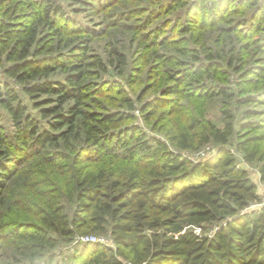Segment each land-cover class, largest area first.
<instances>
[{
	"label": "trees",
	"instance_id": "1",
	"mask_svg": "<svg viewBox=\"0 0 264 264\" xmlns=\"http://www.w3.org/2000/svg\"><path fill=\"white\" fill-rule=\"evenodd\" d=\"M64 1L70 0H0V119L5 114L12 128L0 124V231L17 227L10 235L15 254L31 264H52L36 259L46 251L65 257L55 264H264V205L248 210L260 197L236 156L254 165L264 184V137L248 135L258 123L241 125L240 136L233 121L218 127L191 115L161 140L125 125L135 110L125 95L110 105L125 112L90 109L96 80L126 59L116 51L109 63L98 57L89 63L86 38L66 29L72 20ZM236 1L196 0L188 16H223ZM248 5L256 7V34L264 1ZM189 20L181 33L195 34ZM200 34L193 39L203 46ZM191 53L186 65L197 74L217 76L224 63L233 69L232 59L211 65L206 55L202 65L197 51ZM237 68L234 74L246 80L243 65ZM58 74L63 79H54ZM172 90L166 95L178 94ZM203 90L204 98L214 96ZM219 94L237 105L264 99L241 100L242 92L225 87ZM256 114L248 110L245 118ZM207 145L216 150L210 158H191ZM17 181L35 188L34 195L17 186L9 196ZM91 237H105L113 248L79 241Z\"/></svg>",
	"mask_w": 264,
	"mask_h": 264
},
{
	"label": "rangeland",
	"instance_id": "2",
	"mask_svg": "<svg viewBox=\"0 0 264 264\" xmlns=\"http://www.w3.org/2000/svg\"><path fill=\"white\" fill-rule=\"evenodd\" d=\"M194 1L196 0L60 2L67 16L72 20V24L66 28L67 31L76 32L74 34L76 37L86 38L89 43V63H94L96 57L101 58L103 63H109L111 55L117 58L116 51L124 55L126 59L124 67H118L115 70L110 68L106 74L99 76L100 78L96 81L100 87L87 102V106L98 111L106 109L125 112L123 108L110 106L114 101L118 103L125 95L134 102L135 107L132 112L134 119L125 125L138 127L150 137L161 140H165L164 135L168 128L182 126L191 115L206 119L218 127L233 121L237 128L236 132H239L240 136L244 135L239 130L241 125L255 121L260 128L248 135L264 137V99L262 100L264 95V21H261L262 24L254 34L252 24L255 20L256 7L248 5V0H237L223 16L210 18L207 15L197 14L189 18V7ZM233 1L230 0V2ZM188 20L194 22L192 30L195 34L181 33L189 25ZM63 25L66 27V24ZM197 26L200 29H196ZM199 34L201 43H204L203 46L195 45L193 37ZM193 50L197 51V58L202 65L205 64L206 55L212 57L211 65H217L220 59L226 61L232 59L233 69L243 65V72L248 73L249 76L246 80L239 79L233 69L226 68L225 63L217 76L213 73L197 74L191 71L192 67L186 65L193 61L190 60L193 59L191 56ZM157 57H159L158 60ZM235 59L241 62L237 63ZM94 68L92 71H96L99 75L98 68ZM120 70L123 71L122 74L119 73ZM190 73H192L191 76L186 78V75ZM62 77L63 74H58L54 76V79L60 80L63 79ZM173 87L178 94L166 95L174 91ZM203 87L206 90L208 88V92L214 93V96L204 98ZM221 87L230 90L234 95L242 92L244 96L241 100L248 94L251 96L256 94L262 97V102L237 105L234 99L227 103L226 99L219 94ZM21 98L27 105L29 113L37 118L42 127H46L38 111L31 107V101L25 96ZM142 107L145 108L144 113L141 112ZM248 110L257 113L256 116L246 119L245 112ZM147 115L151 116L150 120H146ZM0 124L6 132H11L12 128L5 114L1 117ZM215 151L213 146L207 145L190 156L195 161H202L210 158ZM236 156L240 166L247 170L250 179L256 185L257 194L260 197V203L252 205L248 210L258 209L264 205V184L260 182L257 168L243 162L240 154ZM37 169L38 166L29 171ZM35 183L38 185L37 180ZM23 184L19 181L15 182L9 196L13 197L18 192L17 186L25 187L29 195H34L35 188L30 190ZM16 229L17 227H13L0 231V264H31L28 258L22 254L16 255L14 252L13 242L16 240L10 235ZM97 239H102L97 243L113 248L105 237ZM58 254L59 251L55 253L46 251L36 259L38 258L41 262L51 259L52 264H55L60 258H65L64 256L59 258Z\"/></svg>",
	"mask_w": 264,
	"mask_h": 264
},
{
	"label": "built area",
	"instance_id": "3",
	"mask_svg": "<svg viewBox=\"0 0 264 264\" xmlns=\"http://www.w3.org/2000/svg\"><path fill=\"white\" fill-rule=\"evenodd\" d=\"M100 240H102V239H97V238H80L79 239V241H81V242H84V243H86V242H101Z\"/></svg>",
	"mask_w": 264,
	"mask_h": 264
}]
</instances>
